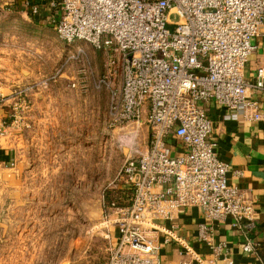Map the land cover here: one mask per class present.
Instances as JSON below:
<instances>
[{
    "label": "built area",
    "instance_id": "built-area-1",
    "mask_svg": "<svg viewBox=\"0 0 264 264\" xmlns=\"http://www.w3.org/2000/svg\"><path fill=\"white\" fill-rule=\"evenodd\" d=\"M56 6L58 16L50 22L58 38L68 45L86 42L104 54L97 85L108 89L112 126L126 129L118 136L128 153L117 179L130 195L123 204L112 203L98 224L105 239L116 236L104 264H161L159 243L171 241L191 258L179 264H234L213 245L206 224L198 237L211 248L210 258L178 238L173 222L181 209L193 207L208 222L255 223L252 199L228 182L229 167L215 153L209 109L264 126L257 96L264 64L246 73L256 49L251 40L264 25V0H60ZM142 125L148 144L140 150ZM258 247L248 240L242 250Z\"/></svg>",
    "mask_w": 264,
    "mask_h": 264
},
{
    "label": "rangeland",
    "instance_id": "rangeland-1",
    "mask_svg": "<svg viewBox=\"0 0 264 264\" xmlns=\"http://www.w3.org/2000/svg\"><path fill=\"white\" fill-rule=\"evenodd\" d=\"M52 40L54 46L43 48L45 67L53 66L48 79L60 70L58 78L67 77L68 84L54 88L48 84L44 94H75L81 100L56 101L50 108L60 115L44 118L45 122L34 117L30 97L27 100L23 94L26 100L15 105L14 129L22 133L30 148L32 173L24 184L33 195L23 208L12 206L11 198L0 201V264H88L100 245L104 249L103 240L107 241L98 224L109 214L112 203H124L129 195L119 189L117 179L128 153L118 136L126 129L112 126L108 89L97 85L105 56L83 41L68 45L57 34ZM14 58L12 53L0 54V62ZM45 73L42 70L43 77L48 76ZM47 131L54 142L43 138ZM45 142L51 143V152L41 147ZM137 143L140 150L148 144L145 125L140 126ZM35 222H39L36 228ZM87 226L91 235L81 242L73 262L64 260L69 241L78 239ZM98 235L103 236L102 241ZM35 237L43 239L38 240L39 246L31 239Z\"/></svg>",
    "mask_w": 264,
    "mask_h": 264
},
{
    "label": "crops",
    "instance_id": "crops-1",
    "mask_svg": "<svg viewBox=\"0 0 264 264\" xmlns=\"http://www.w3.org/2000/svg\"><path fill=\"white\" fill-rule=\"evenodd\" d=\"M59 1L0 0V54L15 55L14 59L0 62L3 63L0 66L4 69L0 74V201L11 198L12 206H19V208L26 207L28 196L33 195V192L31 190L29 192V188L24 184L32 173V169L29 168L30 148L25 137L14 129L13 124L15 105L19 97H23L24 94L27 100L31 98L34 103V117L43 118L38 122H45L44 118H55L56 115H60L57 109L50 108L56 101L81 100L75 94L47 95L43 91L46 86L42 82L53 72L52 65L48 69L44 65L46 63L43 62V48L54 46L55 42L52 38L56 37V32L50 18L58 16L56 5ZM26 2L31 6H37L39 11L32 13L25 6ZM251 42L256 49L249 58L247 75L252 74L256 67L264 64V25ZM17 67L19 74L18 71L15 72ZM13 69L14 72H12ZM42 70H45L48 76L43 77ZM66 78L62 76L48 81V84L52 88L61 83L68 84ZM257 96L264 108V89ZM224 113L223 109L216 107L211 106L209 109V117L213 124L212 137L216 143L215 153L229 167L228 182L237 186L252 199L255 223L252 227L246 228L232 225V218H227L223 223L208 222L199 208L188 207L181 209L175 218L174 233L195 252L204 258H210L213 254L211 248L198 237L200 225L206 224L210 227L213 245L221 246V254L230 257L234 264H264V126L254 121L229 120L224 118ZM54 124L53 119L51 126ZM46 133L43 138L52 139L54 142L49 132ZM37 140H39L38 137ZM41 147L45 152H51V143L45 142ZM37 225L39 222H35L34 227L36 228ZM88 226L84 227V234H81L78 239L69 241L64 260L73 262L76 253L80 251L79 245L88 235H91L89 231L91 227ZM97 237L102 241V235ZM31 239L35 240L38 246L40 245L38 240H43L41 237ZM248 240L259 243L256 251L243 252L242 247ZM103 241L104 249L100 245L98 254H95L88 264H104L108 247L116 243L115 233L111 232V237ZM161 241V236H157V242ZM159 244L157 258L161 264L191 262V258L176 242Z\"/></svg>",
    "mask_w": 264,
    "mask_h": 264
},
{
    "label": "trees",
    "instance_id": "trees-1",
    "mask_svg": "<svg viewBox=\"0 0 264 264\" xmlns=\"http://www.w3.org/2000/svg\"><path fill=\"white\" fill-rule=\"evenodd\" d=\"M125 192H127V191H122V193H125ZM129 195H130V194H129ZM118 204H123V202L120 201V202H118Z\"/></svg>",
    "mask_w": 264,
    "mask_h": 264
}]
</instances>
